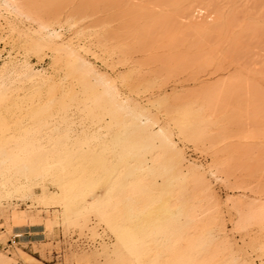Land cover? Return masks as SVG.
Wrapping results in <instances>:
<instances>
[{
    "label": "bare ground",
    "instance_id": "1",
    "mask_svg": "<svg viewBox=\"0 0 264 264\" xmlns=\"http://www.w3.org/2000/svg\"><path fill=\"white\" fill-rule=\"evenodd\" d=\"M178 2L164 0L163 5ZM213 2H202L201 9ZM139 11L144 19L157 16L135 3L122 5L117 0H0L4 61L0 65V198L24 197L33 193V186H41L39 200L61 208L64 232L93 223L94 236L100 230L111 234L112 247L94 245L91 251L76 253L77 264H245L222 237L227 230L223 207L232 212L236 230L256 226L264 231V189L247 181H230L238 173L240 156L256 137L248 121L258 122L261 115L245 119L240 75L203 79L192 88L172 92L161 89V94L149 92L144 83V91L138 90L144 98L124 93L127 90L121 86L131 88L136 81V86L145 81L141 69L145 63L135 55H150L156 49L150 45L154 34L149 26L139 31L131 27L129 35L117 29L123 16ZM178 16L162 17L159 23L169 31ZM87 20L94 22L83 26ZM63 21L76 29L78 45L54 47L60 36L56 26L64 27ZM229 22L240 20L232 15ZM17 44L23 53L14 51ZM91 44L108 59V68L132 64L131 73L113 78L98 70L85 56ZM48 51L59 61L60 80L33 71L27 61L14 64L20 55L41 56ZM161 66L166 74L154 80L160 87L181 69V62L169 58ZM23 82L31 83L28 93H20ZM260 90L259 98L264 96V89ZM262 104L256 116L264 113ZM71 111L79 112L85 126L71 121ZM187 143L209 149L211 161L201 164L192 159L185 150ZM219 181L233 192L224 201L215 189ZM24 227H11L15 245L32 236ZM260 248L264 250V241ZM20 257L21 264H35L29 256ZM0 264L20 262L0 250Z\"/></svg>",
    "mask_w": 264,
    "mask_h": 264
},
{
    "label": "rangeland",
    "instance_id": "2",
    "mask_svg": "<svg viewBox=\"0 0 264 264\" xmlns=\"http://www.w3.org/2000/svg\"><path fill=\"white\" fill-rule=\"evenodd\" d=\"M117 1L122 5L126 3H135L138 7H142L150 11L152 8H154L155 10L152 9L153 11L151 12H154L157 15L152 17L153 19L151 17H147V19L145 17L144 19L140 11L133 14L127 13L128 15L126 14L125 16H123L122 22L118 26L119 28H117L121 31V33L125 31L127 32L126 34L129 35L131 29L132 31H139L143 27L149 26L150 30L154 34L152 37L153 39L150 41V45L155 46L156 48L150 55L147 53H139L138 55H135L136 60L140 62L143 61L145 63V65L141 68L143 73L141 74L145 76L146 82L144 81L143 83H140L139 86H136V83H138V81H136L132 84V86H134L131 87L132 90L130 87L128 88L122 86L121 88L123 89L121 90H127L128 92L123 91L127 95L131 94L133 96H136V98H144V93H141L144 91V85L149 87V92L154 91V94H161V89H168V92H172L174 88H192L198 84L199 80L210 79L214 81L217 79L240 75L239 77H241V93L239 99L245 119L248 121L249 119H254V117L251 116H261L257 120L258 122H253L256 118L253 121H248L252 124H250L249 127L252 126L251 128L256 130V137L253 138L254 140L252 141V143L248 145L249 151L240 156L239 159L241 161L239 160V170L237 171L238 173L230 177V181H247L246 183L254 186V188L260 187L264 189V113H257L256 116L257 108L261 106L262 102L264 101V96H260L259 98L258 93V91H261V88L262 90L264 89V0H214L210 8L206 9H201V3L209 0H178L179 2L177 4L179 6L177 4H174L167 7L163 5L164 0H142V2L140 0ZM173 7H176V9L174 8V10ZM112 9V11H114L115 7L113 8L112 6ZM112 11H110L109 13H111ZM230 12H232V14ZM168 15H179L177 17V24L169 31H167L159 23L160 21H162V17ZM232 15H237V18L238 20H240V22H235L234 24L230 23L229 20ZM101 16H104V14H102ZM86 22L87 23L84 22L85 24L82 23L83 26L93 24L91 22H94V20H87ZM63 23L64 27L62 28L56 26L58 32L60 33V36L55 39V44L57 43V45H55L54 47H58L60 44H68L74 46L78 45L79 40L78 34L75 32L76 29H69L67 28V25H65L66 23L64 21ZM19 26L21 27V29L24 28L21 24H19ZM201 26L202 29H200ZM203 26L205 28H203ZM241 29L244 30L242 31ZM198 41L200 42V44H202L200 45ZM19 46L20 45L17 44L14 51H20V53H23V50L20 49ZM0 47L2 48L3 45H1ZM7 49L9 50V47H7ZM89 49L90 51L87 53L90 54L86 53L87 55H85V53H83L86 58H88V60L90 59L89 61H92V63L94 62V65L98 70H100L101 72L109 73L113 78H117L119 74L129 75L131 73V69L134 68L131 64L130 66L120 65L111 70L107 67L108 63L110 62L108 61V59H105L104 54L98 48L94 47V44H91V48ZM51 52L48 51L47 54L43 53L45 55L40 53L42 54L41 56L29 54V58L28 56H26L28 59L25 58L24 55H20L19 60L14 61V64L17 65V61L18 64L23 61H27L29 63V66L31 64L33 71H42V73L48 74L56 80H60L62 78V72L58 68L59 61L56 60V55L54 54V52H52L53 54ZM2 55L4 58H6L7 56L5 51L2 53ZM169 58L178 59L179 62H181V69H176L175 71L177 72L175 76H173L165 86L160 87L157 83L154 84V82L159 81L162 78V75L166 74V72L162 70L161 65ZM2 62H4L3 59H0V65H3ZM10 66L11 63L9 62L7 64V67L10 68ZM134 66L139 67V64H134ZM257 74L258 76H256ZM7 80L9 79L7 78ZM19 85L23 86V92L21 90L20 93H28L32 89H30V82L19 83ZM248 87L250 91L248 90ZM138 90L141 92H139ZM262 106L264 107V104H262ZM73 113L76 116H74ZM77 113L79 112L71 111L70 119L73 122L78 120V126L82 128L83 126H85V124H80L82 119L80 118V114L78 115ZM261 140L262 143L259 142ZM186 145L187 146H185V150L187 152V155L192 159L198 161L201 164H208L211 161L212 153L209 151V149H198L195 148V146L191 143H187ZM254 147L258 148H256L255 150ZM260 148L263 151H261ZM205 150H207L206 154L203 153L205 152ZM208 152L211 154H209ZM237 175L239 178L237 177ZM234 178L236 179L234 180ZM215 186L216 191L222 197L223 201L227 198L228 194H233V192L226 186V184L221 181H219L218 184L216 183ZM34 187L35 186H33V189L31 188V193L33 192V195H27L28 198L27 196H20V198L18 196H14V198H12L13 196L0 198V235L5 232L0 236V242L6 245V250H1L6 253L9 259L15 257L21 264L22 262L20 256L24 254L26 255V257L29 256V259L32 258L31 261H35V264H71V261L73 262V264H75L76 262L75 260H73V257L76 253L80 254L86 252L89 249V251H91L94 245L100 246L104 244L108 245L109 247L113 246L115 241L113 240V237L111 236V234H109V232H103V230H100L101 233L99 236L93 235L91 231V228L94 227L93 223H91L88 228L81 229L79 227H72L64 232L61 225V208L55 204L41 203L39 200V196L42 193V188L41 186H36L35 188ZM48 188L51 187L49 186ZM51 190L53 189L51 188ZM245 193L250 196L252 195V197H256V194L249 190H246ZM17 198L19 200H17ZM32 198L33 200H31ZM12 206H14L15 208ZM53 206L55 207L53 208ZM223 211L225 212L226 216L227 229L222 234V237L224 236L223 239L228 242V244L234 250V253L245 264H264V250L260 248L262 242L264 241V231L260 230L256 226L251 227L248 230H236L234 228V225L232 224V219L234 218V216H231L232 212L228 209V207H223ZM18 224L22 227L26 226L24 227L27 229L26 231H32V236H29L22 242L17 241L15 245L13 243V234L9 233V231L14 226H18ZM35 227L37 228V230L35 229ZM7 231L8 234L6 233ZM30 237L32 238L31 242L28 241ZM94 239H96L95 242H93ZM103 240H105L106 242H104ZM16 251L17 254L15 253ZM21 252L23 254H21ZM72 254L73 256L69 257V255Z\"/></svg>",
    "mask_w": 264,
    "mask_h": 264
},
{
    "label": "crops",
    "instance_id": "3",
    "mask_svg": "<svg viewBox=\"0 0 264 264\" xmlns=\"http://www.w3.org/2000/svg\"><path fill=\"white\" fill-rule=\"evenodd\" d=\"M31 239H32V238L30 237V238L28 239V241L31 242ZM5 248H6V245L3 244L2 242H0V250H1V249H5Z\"/></svg>",
    "mask_w": 264,
    "mask_h": 264
}]
</instances>
